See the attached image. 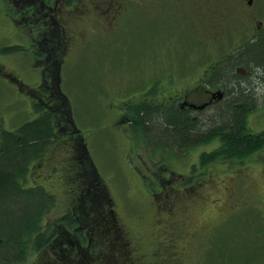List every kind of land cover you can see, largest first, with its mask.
Listing matches in <instances>:
<instances>
[{"label":"rangeland","instance_id":"rangeland-1","mask_svg":"<svg viewBox=\"0 0 264 264\" xmlns=\"http://www.w3.org/2000/svg\"><path fill=\"white\" fill-rule=\"evenodd\" d=\"M13 2L0 0V144L5 132L15 133L40 115L35 104H46L52 109L50 86L55 85L65 94L66 115L63 114L70 121L62 116L55 118L60 140L41 160L30 164L26 175L28 187H43L56 199V207L45 215L44 224H53L70 211L76 213L87 233L96 221H102V229L108 230L101 234L97 249L107 255L111 239L116 247L121 245L107 211L114 207L117 219L126 226L139 264H179L180 259L182 264H264V205L258 200V206L251 203L253 208L233 212L229 207L225 211L218 209L212 202L216 197L223 199L221 203L229 200L225 188L232 186V179L237 180L235 186L239 189L254 186V192H247L246 197L258 193L263 202L264 176H244L245 181L241 180L243 176H229L225 161L203 168L201 154L211 151L214 141L190 151L172 148L173 155L153 151L132 123L119 119L122 103L134 106L157 79L178 75L180 67L193 77L206 69L213 52L206 22L192 18L173 20L165 15L163 20L148 21L138 14V20L127 23L121 33L112 36H106L100 26L89 27V35L84 32L85 37L76 36L78 44L63 57L61 52H46L48 63L47 57L44 62L37 60L40 50L30 45L37 36L34 19L39 20V16H33L31 22L18 23L25 14L18 12ZM191 12L194 11L184 14L191 16ZM29 14L27 11L25 16ZM195 16L198 18L196 12ZM12 47H23L24 51L4 52ZM60 58L58 66L51 65ZM48 64L57 77L54 82L44 83L46 88L42 90L40 77ZM258 113L251 117L255 130L264 128V111ZM194 165L195 176L191 178L195 190L194 194L185 190L189 192L182 199L186 207L181 211V220L194 230L204 227L205 231L199 235L200 244L189 246L180 257L182 243L168 241V233L164 239L154 236L150 229L158 218L151 194L159 189L158 182L155 184L151 178L164 179L168 171L183 174L173 176L174 186L183 190L190 177L186 175ZM201 182H208L201 191L205 201L202 204L192 201L201 190L200 186L196 189ZM162 217L170 219L169 215L159 218ZM171 230L173 234L176 231L174 227ZM176 233L179 234L178 229ZM70 234L66 233L68 240L74 239ZM92 236L95 238L96 234ZM46 254H31L22 264H47ZM101 258L103 264H120L117 259L113 262L112 257Z\"/></svg>","mask_w":264,"mask_h":264},{"label":"trees","instance_id":"trees-1","mask_svg":"<svg viewBox=\"0 0 264 264\" xmlns=\"http://www.w3.org/2000/svg\"><path fill=\"white\" fill-rule=\"evenodd\" d=\"M12 1L19 11L24 9L21 11L22 14L26 15L27 11L31 15L37 13L30 4L25 8L21 0ZM27 20H29L27 16L26 18L20 17L17 22H27ZM34 20L37 25L38 20ZM14 51H24V48L12 47L4 50V52ZM246 51L247 55L244 54V57H246L251 71L245 81L248 86L241 88V82L244 83V81L232 75L231 70H228L231 69L230 66H222L219 70L221 76L227 78L231 75L234 79L228 83L232 93L217 108L208 110L194 118L189 112H180L173 107L155 106L142 98L132 107L123 106L128 114L127 123H132L131 126L136 128V132L144 137L149 149L163 154L166 152L171 154L170 149L172 148L190 151L212 142L216 136L220 135L223 146L215 152L206 151L201 154L200 165L203 168L230 156L243 157L247 151L248 153L254 152L255 148L253 147L258 144L259 140L246 133L245 127L248 122L245 115L249 108L257 102L258 96H264V38L252 44ZM47 53L44 50L40 51L36 59L44 62ZM60 63L61 58L53 65L58 66ZM51 65L48 64L43 74L44 81L47 80L49 83L55 81L54 69ZM44 86L43 84L40 88L43 90L46 88ZM54 87L56 89L55 85ZM56 90L55 95L50 92L54 101L52 109L45 106L46 104H35L34 107L37 109L35 111L40 114L36 119L27 122L15 133L5 132L2 135V147L0 148V264H22L28 260L31 254L44 252L49 258L47 264H100L102 256L107 259L112 257L113 262L117 259L120 264H131L130 258L133 259L131 250L127 247L124 248L126 246L124 244H129L130 241L126 230L119 240L123 246L116 247L117 243L111 239L109 242L111 246L106 255L105 252L97 249L102 242L101 234L105 232L107 234L106 230H108L102 229L104 226L102 221H96L95 227H91L87 233L82 230L84 228L78 220V216H75L76 213L70 211L57 222L45 223V225L44 217L56 207V199L43 187H28L27 185L26 175L30 164L41 160L51 146L61 138L55 118L62 116L63 120L69 121V117H66L64 112L66 103L63 97L65 96L61 90L58 88ZM161 177L158 176L159 183L157 184L160 189L165 187L174 189L172 195L175 197L182 194L181 188L174 186L175 177L164 176V179ZM192 184L191 176L187 177L186 186H182V189L190 190L193 193L195 187ZM161 197L165 198L163 195ZM161 201L162 199H160ZM107 211L113 218V221L110 222L112 225L117 220L116 214L113 213V208ZM174 228H176L175 225ZM66 233H71V238L74 239L68 240L69 237ZM92 233L96 234L95 238ZM52 256L55 257V260H51Z\"/></svg>","mask_w":264,"mask_h":264},{"label":"flooded vegetation","instance_id":"flooded-vegetation-1","mask_svg":"<svg viewBox=\"0 0 264 264\" xmlns=\"http://www.w3.org/2000/svg\"><path fill=\"white\" fill-rule=\"evenodd\" d=\"M21 1L25 5V8L31 3L39 4V6L34 7V10L37 11L36 14L27 15V17H29L27 22H31L32 19H34L33 16H39L35 29L37 36L32 38L30 45L35 46L38 51L61 52L62 57L64 54L74 50L73 48L78 44V41L75 40L76 36L85 37L83 35L84 32L87 36L89 35V27L94 28L100 26L102 29L100 31L104 32L106 36H112L121 33L127 23L138 20V14L143 17L142 19L148 21L163 20L162 15L173 20L192 18L205 21L208 25V33L210 34L208 35V40L211 37L213 46V52L207 63L206 69H204L199 76L193 77L190 76L192 74L188 75L185 69L183 70V68L179 66L178 75L172 73L167 74L163 79H157L143 96L144 100L148 103L155 106L173 107L180 112H189L194 118L208 110L217 108V106L228 98V95L232 93V89L228 83L234 79L233 76L239 77L244 81V83L241 82V88L248 86L245 81H247L251 71L244 54L247 53L246 50L252 44L264 38V0ZM39 7L41 9H39ZM23 10L24 9L18 10V12ZM187 10L194 12H191V16H188V13L184 14ZM195 12L198 18H195ZM22 17L26 18L25 15H22ZM77 31H79V33ZM241 54H243V57L240 58ZM46 62H50V57H47ZM222 66H230L231 69L229 68L228 70H231L233 76L231 77L230 75V77L227 78L222 77L221 71H219ZM56 77L54 80H56ZM40 80L39 88L42 87L44 83H48L47 80L44 81L43 73ZM59 81H61V78ZM155 83H160L162 86L158 87L154 85ZM49 88L52 89L51 94L55 95L57 92L55 87L50 86ZM147 95H149V97H147ZM258 97L259 99L257 102L249 108L245 115V119L247 118L246 120L248 122L245 127L246 133L259 140L258 144L253 147L255 151L252 153H248L247 151L246 155L243 157L230 156L229 158L221 160L227 162L230 171L229 176H243L241 180L245 179L244 176H248V178L256 174L264 176V128L255 130L251 126V117L256 116L261 110L264 111V96ZM124 105L126 104L122 103V107L119 108L120 122L128 121V114H126L123 108ZM221 139L220 135L213 139L214 147L211 149L212 152L217 151L223 146ZM1 147L2 144H0V148ZM83 148L86 150V146H83ZM195 166L196 165L192 167L191 171H189L186 176H195ZM166 176L184 175L168 171L166 172ZM151 179L155 184L156 182L159 183L158 176H154ZM232 180V186L230 185L231 187L225 188L229 192L227 195L229 200L226 203H221L223 200L221 197L212 199V202L215 203L214 205L218 209L225 208L223 210L225 211L228 210L229 207L233 212H237L245 210L246 208H253L251 203L255 204L258 200L264 205V201L262 202V200L259 199L261 195L258 193H253L252 197H246V193L253 191L254 186H247L248 188L239 186L241 188L239 189L235 186L237 180ZM245 185L246 182L244 186ZM199 186L201 190L193 195L192 201H197L202 204L205 203V201L201 191L205 187H208V182H201L198 187ZM233 186H235L238 191L235 190ZM170 189L171 188L168 187L164 189L159 188L158 192L156 191V193L151 194L153 197L152 204L158 208V218L153 220V225L150 226V229H152V234L154 236H161V239H164L167 238L166 234L168 233L171 237L168 241L175 240L177 243H182L180 248V250H182L179 256L183 257L184 254L187 253L185 251H187L189 246L192 247L194 244H200L201 238L199 235H201L200 233L202 231H205V228L202 227L194 230V227L189 226L186 221L181 220L183 219L181 211L186 207V202H182L186 191L181 190L182 194L175 197L172 195L174 189ZM242 192L245 194H242ZM237 193L240 194L239 197ZM162 195L165 198H162ZM240 197H243V199H240ZM160 199H162L161 202ZM237 199L238 201H236ZM239 202H241L240 205L238 204ZM255 205L258 206V204ZM176 209L177 211H175ZM259 210L256 208V211ZM261 210L263 211L262 213H264V209L261 208ZM161 211L163 212L158 214ZM115 212L113 207V213L116 214ZM161 215H169V221L173 219V222L170 223L168 219L163 217L159 218ZM174 225L176 231L173 234L171 227H174ZM114 228L115 231L113 232L118 236L117 239L120 240V237L124 235L126 226L117 219L115 223L112 224V229ZM177 229L179 230V234L176 233ZM124 245H126L124 248H129L133 255V259L130 258V263L139 264L136 259L135 248L133 247V250L131 244ZM179 264H182L181 259L179 260Z\"/></svg>","mask_w":264,"mask_h":264}]
</instances>
